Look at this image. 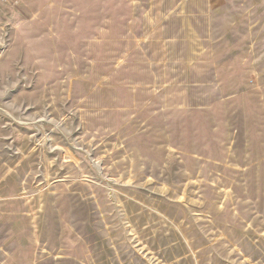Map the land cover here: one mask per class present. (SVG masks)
I'll return each mask as SVG.
<instances>
[{
  "label": "rangeland",
  "instance_id": "rangeland-1",
  "mask_svg": "<svg viewBox=\"0 0 264 264\" xmlns=\"http://www.w3.org/2000/svg\"><path fill=\"white\" fill-rule=\"evenodd\" d=\"M0 264H264V0L0 6Z\"/></svg>",
  "mask_w": 264,
  "mask_h": 264
},
{
  "label": "built area",
  "instance_id": "built-area-1",
  "mask_svg": "<svg viewBox=\"0 0 264 264\" xmlns=\"http://www.w3.org/2000/svg\"><path fill=\"white\" fill-rule=\"evenodd\" d=\"M18 0H0V6H14Z\"/></svg>",
  "mask_w": 264,
  "mask_h": 264
}]
</instances>
